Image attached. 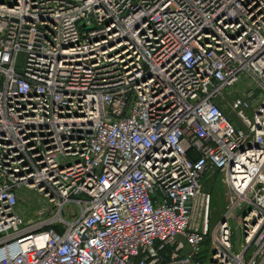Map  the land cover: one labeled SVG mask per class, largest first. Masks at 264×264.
Instances as JSON below:
<instances>
[{
  "label": "built area",
  "instance_id": "obj_1",
  "mask_svg": "<svg viewBox=\"0 0 264 264\" xmlns=\"http://www.w3.org/2000/svg\"><path fill=\"white\" fill-rule=\"evenodd\" d=\"M0 264H264V0H0Z\"/></svg>",
  "mask_w": 264,
  "mask_h": 264
},
{
  "label": "rangeland",
  "instance_id": "obj_2",
  "mask_svg": "<svg viewBox=\"0 0 264 264\" xmlns=\"http://www.w3.org/2000/svg\"><path fill=\"white\" fill-rule=\"evenodd\" d=\"M245 79H242L241 82L235 84L233 87L226 89L225 93L228 98L221 101L220 105L225 112V114L233 121L237 122V114L232 110L231 104L233 98L242 96L245 89H247L249 84L245 85ZM240 124V122L238 121ZM206 191L212 193V204L211 211L214 219L218 220L219 217L223 214L225 208V188L221 181V178L216 175L213 178L209 179L205 183ZM49 206L45 203L44 199L38 195L33 190H23L19 194L17 212L27 221L29 225H37L40 227H46L48 220L54 215L52 209L48 208ZM75 208L72 205L66 207L65 211L70 212ZM235 239H238L237 231L235 229Z\"/></svg>",
  "mask_w": 264,
  "mask_h": 264
}]
</instances>
